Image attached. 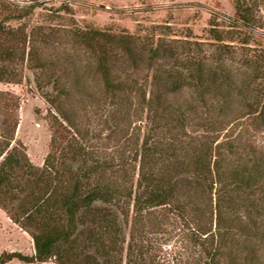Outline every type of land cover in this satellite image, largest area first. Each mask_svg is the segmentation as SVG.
Returning <instances> with one entry per match:
<instances>
[{
    "label": "trees",
    "instance_id": "1",
    "mask_svg": "<svg viewBox=\"0 0 264 264\" xmlns=\"http://www.w3.org/2000/svg\"><path fill=\"white\" fill-rule=\"evenodd\" d=\"M29 1L0 0V82L33 72L50 150L41 166L28 159L14 140L18 97L0 90V210L33 248L2 252L0 264H163L174 233L194 253L186 264H264V145L222 135L246 115L251 129L264 124V88L253 83L264 57L229 71L223 40L234 31L215 24L213 61L194 41L148 43L91 23L58 40L41 26L27 31L21 21L39 5ZM233 8L232 26L253 29L254 6ZM53 42L63 52L40 51Z\"/></svg>",
    "mask_w": 264,
    "mask_h": 264
},
{
    "label": "rangeland",
    "instance_id": "2",
    "mask_svg": "<svg viewBox=\"0 0 264 264\" xmlns=\"http://www.w3.org/2000/svg\"><path fill=\"white\" fill-rule=\"evenodd\" d=\"M8 1L19 7L31 3L29 0ZM37 2L39 5L35 7L33 14L21 22L27 25V31L41 26L43 33L58 34L56 37L58 40L64 37L72 25L81 26L91 23L96 27L116 32L126 31L148 43L194 41L199 45L197 54L213 61L217 46L209 36L208 28L215 24L222 31H234L229 34L231 38L223 40L228 54L224 52L221 57L223 65L229 71L241 73L248 64V59L264 57V0H248L254 6L253 29L232 26L233 0H38ZM62 5L69 10H62ZM19 22L12 21L9 25L15 27ZM243 38L247 39L246 43L243 42ZM61 48L62 45L54 42L40 44V51L44 53L52 54V50L54 53H59ZM68 53H72L69 48L67 53L63 54L68 56L66 55ZM74 54L73 60L77 64H83L87 60L83 52L78 51ZM53 60L55 61V57ZM253 83L261 89L264 88L263 67ZM0 90L12 92L18 97V124L14 140L23 145L28 159L34 165L41 166L50 150L51 116L48 104L40 96L41 92L37 88L33 72L25 69L24 78L19 84L0 82ZM242 121L232 128V132L223 131L222 135H240L242 139L247 138L256 145H264V124L256 129L248 127L246 124L252 121L251 114L244 116ZM83 122L84 118L81 125L85 127ZM260 198L264 201V190L260 193ZM260 206L264 210V204ZM255 212L257 211H253V214H256ZM259 223L264 228V216ZM184 243L181 242V236L174 233L169 241L160 247V261L163 264H186V256L189 254V259L194 253L187 252ZM157 249L159 251V246ZM32 250L29 236L0 210V254L19 252L29 255ZM4 264L54 263L50 261L26 263L13 258Z\"/></svg>",
    "mask_w": 264,
    "mask_h": 264
}]
</instances>
